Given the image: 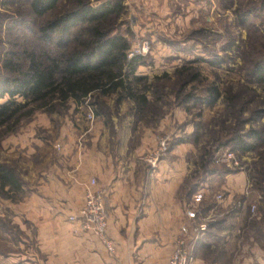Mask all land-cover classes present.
Returning <instances> with one entry per match:
<instances>
[{
	"label": "rangeland",
	"instance_id": "obj_1",
	"mask_svg": "<svg viewBox=\"0 0 264 264\" xmlns=\"http://www.w3.org/2000/svg\"><path fill=\"white\" fill-rule=\"evenodd\" d=\"M4 1L0 4V12L12 17L19 16L18 7L27 9L24 4ZM250 1L124 0L127 12L119 21L120 30L125 34L127 31L126 36L131 41L129 58L143 57L144 63L138 66L135 75L146 78L138 85L148 103L138 106L129 98L120 100L116 95L104 96L99 105L87 100L79 107L64 108L62 113L38 110L9 131H2L0 164H9L17 170L23 192L14 198L0 194V264H22L24 246L44 236L40 233L42 229L34 224L43 223L44 219L42 215L33 214L28 203L30 195L40 185V172L49 168V163L65 157L63 151L68 147V132L80 146L92 136L90 132L81 134L104 118L114 137L111 143H116L119 135L114 127L127 126L129 121L126 117L123 119L127 112L134 119L131 147L142 143L146 128L151 129L153 141L160 134L171 135L169 151L163 159L169 158L171 150L179 143L186 144L187 187L189 180L201 184L212 177L210 183L216 193L226 175L245 172L251 191L246 196L255 195L248 199L249 202L253 199L251 206L259 195L262 196L255 213L250 206V220L257 216L264 204V192L254 187L256 182H264L261 174L264 165V90L251 70L254 60L264 56V48L255 44L254 49L251 43L254 41V24L264 34V6L263 10L250 15L244 27L239 26L238 13H235L236 9L247 10ZM251 2L261 3V0ZM212 86L217 87L221 95L214 105H209L208 89ZM167 119L169 122L162 128V122ZM237 128L240 133L262 130L263 141L258 143L255 151L245 154L230 146L222 147L204 165L202 157H206V151H214L221 145L217 142L219 137H225ZM228 150L235 153L240 165L216 162L218 155ZM242 205L243 200H240L235 209Z\"/></svg>",
	"mask_w": 264,
	"mask_h": 264
},
{
	"label": "crops",
	"instance_id": "obj_2",
	"mask_svg": "<svg viewBox=\"0 0 264 264\" xmlns=\"http://www.w3.org/2000/svg\"><path fill=\"white\" fill-rule=\"evenodd\" d=\"M125 117L127 126L114 127L119 137L113 144L104 118L81 134L92 136L80 146L68 132L65 157L40 172V185L30 195L33 214L44 219L34 224L44 236L24 246L22 264H169L181 226L190 222L187 210L198 193L204 195L202 215L214 216L215 221L195 243L191 264H264V204L250 220L253 199H248L255 195L246 196L247 174L226 175L216 193L212 177L188 191L184 157L188 147L182 142L150 178L140 156L154 146L153 133L146 128L142 143L131 147L134 119L130 112ZM168 122L163 121L162 128ZM92 178L97 187L107 190L108 234L114 252L69 220L83 203L85 185ZM240 200L242 207L235 209Z\"/></svg>",
	"mask_w": 264,
	"mask_h": 264
},
{
	"label": "trees",
	"instance_id": "obj_3",
	"mask_svg": "<svg viewBox=\"0 0 264 264\" xmlns=\"http://www.w3.org/2000/svg\"><path fill=\"white\" fill-rule=\"evenodd\" d=\"M251 1L247 10H235L239 26H246L254 11L263 10L264 0ZM4 2L24 4L27 9L18 7V17L0 12V100L6 98L0 102V141L3 130L9 131L38 110L62 113L64 108L79 107L87 100L99 105L102 97L111 95L120 100L132 99L138 106L148 103L138 85L146 78L135 75L144 63L143 57L129 58L131 41L126 36L128 32L120 30L119 21L127 12L124 0ZM253 27L252 48L255 44L264 48V34L255 24ZM253 64L251 73L264 90V56ZM220 95L217 87H210L209 105H214ZM96 114L100 113L96 110ZM235 130L219 137L217 142L221 145L214 151H206V157H202L204 165L222 147L230 146L245 154L255 151L263 141L262 130ZM261 174L263 178L264 165ZM189 183L186 190L194 191L198 183ZM254 187L264 192L263 181L254 183ZM20 192L23 182L19 173L13 166L1 163L0 194L14 198Z\"/></svg>",
	"mask_w": 264,
	"mask_h": 264
},
{
	"label": "built area",
	"instance_id": "obj_4",
	"mask_svg": "<svg viewBox=\"0 0 264 264\" xmlns=\"http://www.w3.org/2000/svg\"><path fill=\"white\" fill-rule=\"evenodd\" d=\"M90 116L93 118V113ZM171 140V135L167 133L160 134L156 138L153 149L140 157V161L146 166L150 178L155 176L160 162L167 155ZM216 162L233 166L240 165V161L237 159L235 153L230 150L218 155ZM250 192L247 189L246 194ZM106 193L107 190L97 187V180L92 178L85 185L83 203L76 212L69 216V220L78 223L81 230L92 232L109 252H114V243L108 234ZM221 198L222 195H217V199ZM261 198L262 196L259 195L255 203L252 204L251 211L253 213H255L257 203ZM203 199L204 195L202 193L194 196V203L187 210V216L190 222L181 226L180 233L176 238L175 247L170 256L169 264H191L195 243L207 232L210 225L215 221L213 216L202 215L200 203Z\"/></svg>",
	"mask_w": 264,
	"mask_h": 264
}]
</instances>
